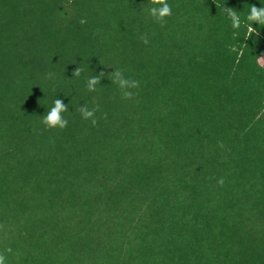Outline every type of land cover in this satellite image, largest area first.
Here are the masks:
<instances>
[{"label":"trees","instance_id":"obj_1","mask_svg":"<svg viewBox=\"0 0 264 264\" xmlns=\"http://www.w3.org/2000/svg\"><path fill=\"white\" fill-rule=\"evenodd\" d=\"M167 2L161 25L150 0H0L7 264H264V27L223 10L264 0ZM56 98L63 130L41 123Z\"/></svg>","mask_w":264,"mask_h":264},{"label":"clouds","instance_id":"obj_2","mask_svg":"<svg viewBox=\"0 0 264 264\" xmlns=\"http://www.w3.org/2000/svg\"><path fill=\"white\" fill-rule=\"evenodd\" d=\"M151 7L149 8L150 16L157 22L163 25L166 23V18L172 16V6L167 2V0H150ZM224 13L226 14V18L231 21V27L234 30H239L242 27L247 28V37H251L253 34H258L256 28L253 27V23L258 24L261 27H264V7H257L255 5L250 6V10L246 15L244 21L241 20L239 12L235 11L232 8L225 7L223 8ZM80 24H85L87 21L85 19H81ZM144 44H148L149 41L147 36L141 37ZM264 60V58H261ZM82 69L79 67L72 73L74 77H79L81 75ZM54 73H49V77L54 76ZM105 76V73L101 71L98 75L87 78L86 88L88 92H96L97 85H100L101 78ZM110 80L113 84L117 85L120 90L121 98L123 100H131L137 93L133 92V89L139 87L140 82L137 80H132L126 78L123 71L121 69H115L114 72L109 74ZM51 109L41 116V123L45 126L46 129L57 128L60 130L65 129L68 126V120L64 118V113L68 112V105L64 103L62 99L56 98L53 102ZM78 111L81 114L82 119L90 120L92 126H96L98 121L96 119V112L99 111V106L96 105L91 109L83 104L79 107ZM103 118H107V114H104ZM219 147L223 148V142L219 143ZM225 183L224 177H220L217 179V184L223 187ZM0 228H3V225H0ZM12 248L7 247L3 250H0V264H7V255L12 253Z\"/></svg>","mask_w":264,"mask_h":264},{"label":"rangeland","instance_id":"obj_3","mask_svg":"<svg viewBox=\"0 0 264 264\" xmlns=\"http://www.w3.org/2000/svg\"><path fill=\"white\" fill-rule=\"evenodd\" d=\"M263 58H264V57H263ZM259 62H260L261 64H263V63H264V60H261V59H260V61H259Z\"/></svg>","mask_w":264,"mask_h":264}]
</instances>
